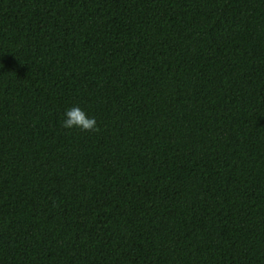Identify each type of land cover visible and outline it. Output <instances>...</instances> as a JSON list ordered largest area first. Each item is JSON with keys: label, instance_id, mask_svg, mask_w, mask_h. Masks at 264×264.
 I'll list each match as a JSON object with an SVG mask.
<instances>
[{"label": "trees", "instance_id": "obj_1", "mask_svg": "<svg viewBox=\"0 0 264 264\" xmlns=\"http://www.w3.org/2000/svg\"><path fill=\"white\" fill-rule=\"evenodd\" d=\"M0 264H264V0H0Z\"/></svg>", "mask_w": 264, "mask_h": 264}, {"label": "clouds", "instance_id": "obj_2", "mask_svg": "<svg viewBox=\"0 0 264 264\" xmlns=\"http://www.w3.org/2000/svg\"><path fill=\"white\" fill-rule=\"evenodd\" d=\"M60 124L62 128H78L81 131H95L97 127L95 117L87 116L85 112L78 107L66 109Z\"/></svg>", "mask_w": 264, "mask_h": 264}]
</instances>
